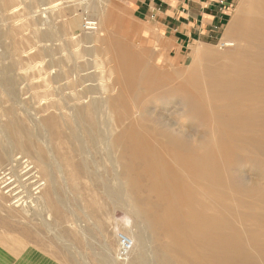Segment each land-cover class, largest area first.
<instances>
[{
  "label": "bare ground",
  "instance_id": "obj_1",
  "mask_svg": "<svg viewBox=\"0 0 264 264\" xmlns=\"http://www.w3.org/2000/svg\"><path fill=\"white\" fill-rule=\"evenodd\" d=\"M36 1L40 18L35 40L40 47L29 60L41 57L45 61L48 78L44 87L51 88V96L58 97L62 105L53 103L54 112L41 121L29 119L45 131L38 137L42 150L30 154L22 148L23 156L11 154L5 165L17 181L22 165L25 171L34 170L36 183L25 187L34 212L28 211L29 201H23V213L28 217L33 214L55 239L70 245L47 216L40 214L46 207L41 190L47 182L39 180L36 165L30 160L50 171L61 170L62 164L69 162L54 158L57 154L62 157L60 150L45 136L48 133L52 138L59 133L55 127L59 119L66 130L71 129L69 136L82 155L81 167L87 168L90 162L97 169L94 182L103 194L98 200L103 202L104 197L129 205V213L137 220L134 230L115 234L125 235L132 243L121 264H264V212L258 218H246L248 210L264 203V192L256 190V182L237 168L264 157V0L239 1L220 39L221 54L200 45L194 47L184 88L168 84L178 75L172 63L161 73L159 66L151 63L150 50H144L140 57L133 50L118 48L114 55L109 51L113 66L108 70L114 77L102 86L91 69L94 58L109 55L106 49L100 50L108 39L89 18L84 20L90 32L83 38L82 62L69 52L63 70V59L54 58L55 44L67 45L61 29L78 27L81 16L76 8L67 6L53 11L59 0ZM98 1L83 0L80 10H95ZM181 59L177 55L174 62ZM19 60L22 62V57ZM112 61L109 58L110 64ZM219 61L223 62L221 69L213 68L212 63ZM139 65L146 68V75L135 74ZM7 69L12 70V66ZM204 76L208 79L199 82ZM1 85L8 91L14 86L13 79L5 73ZM159 104L161 108L172 105L170 115H180L191 124L210 121L212 133L197 136L194 129L169 122ZM224 116L227 122H217ZM9 130L0 127L3 154L14 149ZM100 170L103 174H98ZM48 185L45 192L55 190L53 180ZM245 198L251 201L240 216L236 203L244 204ZM103 248L108 251L106 243ZM95 260L111 264L108 255H97Z\"/></svg>",
  "mask_w": 264,
  "mask_h": 264
},
{
  "label": "rangeland",
  "instance_id": "obj_2",
  "mask_svg": "<svg viewBox=\"0 0 264 264\" xmlns=\"http://www.w3.org/2000/svg\"><path fill=\"white\" fill-rule=\"evenodd\" d=\"M81 1L83 0H59L60 5L53 9V11H60L67 7L76 8L77 14L81 16L78 27L72 29L62 27L61 29L62 38L67 42V45L64 47L60 43L55 44L54 58L63 59V70L66 71L69 52L82 62L79 57L86 47L83 44V38L86 33L90 32V30H86L84 20L89 18L92 22L97 23L98 28L101 27L104 33L103 37L108 39V42H105L100 50L106 49L109 55H99L94 58V65L91 69L98 75L102 86L110 84L114 77L108 68L113 66L112 56L118 48L133 50L140 57L144 54V50H150L151 63L159 66L161 73V70L169 68L170 63H172L178 75L168 84L184 88L183 82L186 81L194 61V47L200 45L215 55L224 51V48L219 46V42L225 26L240 0H234L227 14L214 24L212 39L200 40L199 43L193 42L188 46L185 42L182 47H178L176 41L173 40L174 37L178 38L179 36L174 34L173 37L172 32L160 24L161 14L152 6L151 9H148L146 5L149 0L145 4H142L143 1L140 2V0H99L96 9L90 11L80 10ZM37 4L36 0H0V127L8 130V126L11 128L9 137L14 145L12 152L3 154L4 147L0 136V248L13 255L21 254L25 259L32 260L36 264H40L37 262L38 260L42 262L41 264H97L95 260L97 255H108L111 264H121L123 260L118 255L117 236L115 234L134 230L137 220L129 213V205L124 206L117 201H110L104 197L102 198L103 202L98 200V197L100 198L103 194L99 184L94 182L97 169L90 162L87 168L81 167L82 155L78 152L75 140L69 136L71 129L66 130L61 124V120L57 119L55 126L59 133L52 138L48 133L45 136L60 150L62 157L59 158L57 154L54 155V158L61 163H63V159H67L69 162H66V165L62 164L61 170L53 168L50 171L45 168L44 164L35 159L30 160L36 165L39 180L47 182L44 188H48L50 179L55 185L53 191L51 189L47 192L45 189L41 190L46 207L41 209L40 214L47 216L48 222L70 245H64L55 239L47 231L41 220L33 214L29 217L26 216L20 209L22 203L29 201L28 211L34 212L30 199L27 198L25 192L26 186L30 187L36 183L34 181L36 178L32 176L34 170L25 171L26 169H22L25 164L22 165L18 168L17 174L20 177L17 181V178L9 172L8 167H5L11 154L23 156L21 154L22 148L30 154L42 150L38 137L42 136L45 131L43 132L39 125L36 128L32 124L34 120L29 119L35 118L37 119L35 121H41L54 112L51 108L53 103L62 105L58 101V97L51 96V88L44 87L48 78L45 61L41 60V57L36 61L29 60L40 47V44H37L35 40L36 21L40 18L37 14ZM165 7L167 6H164V10ZM171 42L176 45L173 46ZM95 46L99 49L100 44ZM58 50H61L60 53ZM110 50L113 55L109 52ZM3 54H6L7 58H4ZM177 55L182 56V59L179 62H174ZM19 56L24 62H20ZM109 58L112 61L111 64L108 62ZM103 61L105 63H102ZM7 66H12V70L7 69ZM212 66L221 69L223 62H213ZM134 72L139 77L147 73L143 65L137 66ZM5 73L14 82V86L8 91L1 87V77ZM206 79H208L207 76H204L203 78L200 77L198 81L201 82ZM261 106H264V103H261ZM158 107L165 116H169L171 119L168 120L169 122L177 123L187 130L190 127L189 129H194L193 131L197 136L204 134L209 136V133H212L210 121L206 123L197 120L196 124H191L184 118L180 119V115H170L174 108L172 105L161 108V104H159ZM261 120H264V116ZM218 121L227 122L225 116L217 119ZM39 124L41 125V123ZM212 142L213 137H210L208 143L211 144ZM44 157L46 160L49 159L47 153H44ZM83 157L85 160L87 159L85 155ZM256 161L257 163L253 164L247 161L241 166L238 165L237 168L248 180L251 179L256 182V190L264 192V157L259 156ZM104 163L107 167V163L105 161ZM99 173L103 174V171L100 170ZM28 176L30 177L27 179ZM235 192L237 191H231V193ZM11 194L13 196H10ZM250 201V199L245 198L244 204L236 203L235 208L236 212H239L238 215L242 216L247 211V205ZM11 202L14 204L13 206L10 205ZM15 205L18 206L15 207ZM263 212L264 203H260L254 210L247 211L246 218H258ZM105 243L108 251L107 248L106 250H104L105 247L103 248ZM30 251L36 253L37 259L34 254H30Z\"/></svg>",
  "mask_w": 264,
  "mask_h": 264
},
{
  "label": "crops",
  "instance_id": "obj_3",
  "mask_svg": "<svg viewBox=\"0 0 264 264\" xmlns=\"http://www.w3.org/2000/svg\"><path fill=\"white\" fill-rule=\"evenodd\" d=\"M141 1L145 4L148 0ZM233 2L234 0H149L146 6L148 9L152 6L161 14L160 24L171 31L173 37L174 34L179 36L172 38L178 47H182L185 42L188 46L193 42L212 39V27L227 14ZM164 6H167L165 10ZM171 43L173 46L176 45L174 42ZM30 254L36 253L30 251ZM37 262L42 263L39 260ZM0 264H36V262L25 259L21 254L13 255L0 248Z\"/></svg>",
  "mask_w": 264,
  "mask_h": 264
},
{
  "label": "built area",
  "instance_id": "obj_4",
  "mask_svg": "<svg viewBox=\"0 0 264 264\" xmlns=\"http://www.w3.org/2000/svg\"><path fill=\"white\" fill-rule=\"evenodd\" d=\"M117 244H118L119 257L120 258L126 257L132 248V243L129 240V238H127L123 234H119L117 237Z\"/></svg>",
  "mask_w": 264,
  "mask_h": 264
}]
</instances>
